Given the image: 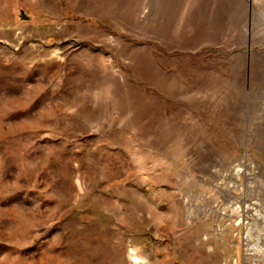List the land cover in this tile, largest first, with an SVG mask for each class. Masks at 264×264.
<instances>
[{"label":"rangeland","instance_id":"1","mask_svg":"<svg viewBox=\"0 0 264 264\" xmlns=\"http://www.w3.org/2000/svg\"><path fill=\"white\" fill-rule=\"evenodd\" d=\"M0 264H264V0H0Z\"/></svg>","mask_w":264,"mask_h":264},{"label":"bare ground","instance_id":"2","mask_svg":"<svg viewBox=\"0 0 264 264\" xmlns=\"http://www.w3.org/2000/svg\"><path fill=\"white\" fill-rule=\"evenodd\" d=\"M259 259V258H258ZM260 260H261V258H260ZM263 260V259H262Z\"/></svg>","mask_w":264,"mask_h":264}]
</instances>
